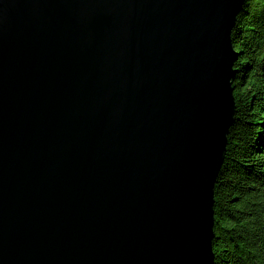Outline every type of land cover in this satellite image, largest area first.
Here are the masks:
<instances>
[{"label": "water", "instance_id": "water-1", "mask_svg": "<svg viewBox=\"0 0 264 264\" xmlns=\"http://www.w3.org/2000/svg\"><path fill=\"white\" fill-rule=\"evenodd\" d=\"M246 0H0V264H214Z\"/></svg>", "mask_w": 264, "mask_h": 264}, {"label": "trees", "instance_id": "trees-1", "mask_svg": "<svg viewBox=\"0 0 264 264\" xmlns=\"http://www.w3.org/2000/svg\"><path fill=\"white\" fill-rule=\"evenodd\" d=\"M236 114L214 187V264H264V0L231 33Z\"/></svg>", "mask_w": 264, "mask_h": 264}]
</instances>
